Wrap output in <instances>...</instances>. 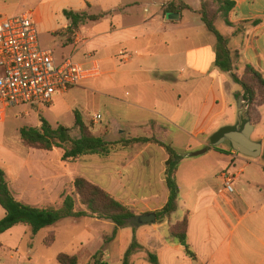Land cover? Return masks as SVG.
<instances>
[{
    "label": "crops",
    "instance_id": "1",
    "mask_svg": "<svg viewBox=\"0 0 264 264\" xmlns=\"http://www.w3.org/2000/svg\"><path fill=\"white\" fill-rule=\"evenodd\" d=\"M172 1L187 4L184 0H160L154 3L161 8L160 16L157 12L150 14L145 0L132 2L141 6L138 15L132 3L122 0L45 2L47 10L55 8L60 15L64 10L88 13L98 6L110 8L102 13L107 14L104 19L89 22L92 26L85 28L86 36L80 29L73 45L82 42L83 46L69 57L83 64L97 59L102 74L92 80H101V85L94 82L80 86L83 81L66 93L55 94L48 106L53 105L57 95L74 88L88 92L98 88L105 97L104 113H98L101 120L105 118L99 135L106 141L155 137L184 156L176 175L179 210L170 219H156L155 224L120 227L103 252L104 263L122 264L132 238L142 246L132 255V264H264V163L253 164L230 147L223 148L226 154L209 150L199 157L188 156L209 147L207 139L219 129L244 119V101L239 104L242 89L237 90L229 73L216 68V38L204 23L190 25L185 16L188 10L165 12ZM202 1L207 0H201L200 5ZM231 1L234 8L228 20L232 25L227 24V35L222 34L229 39L231 50L239 54L235 73L242 75L251 65L264 77V0ZM187 5L192 8L189 12L197 13L201 8ZM117 8L122 10L120 17L103 24ZM170 14H176L174 19L169 18ZM47 25L51 26L49 20ZM69 25L65 18L59 29L51 27L50 31H63ZM200 87L207 91L205 97L196 95ZM263 107L258 109L261 120L253 125L254 132L262 122ZM258 141L264 142V134ZM7 155L12 152L7 151ZM61 156L58 149H27L20 163L4 167L15 197L35 206L58 196V187L82 176L130 207L135 216L156 214L168 202L165 163L169 157L158 145L118 147L108 157H100L98 163L91 158L94 156H88L78 160L81 165L75 167L64 164ZM224 174L234 178L233 193L224 190ZM185 218L188 231L183 243L169 230ZM102 222L114 231L112 223Z\"/></svg>",
    "mask_w": 264,
    "mask_h": 264
},
{
    "label": "trees",
    "instance_id": "2",
    "mask_svg": "<svg viewBox=\"0 0 264 264\" xmlns=\"http://www.w3.org/2000/svg\"><path fill=\"white\" fill-rule=\"evenodd\" d=\"M233 8L234 3L231 0H207L202 1L201 8L197 13L207 30L216 38V68L222 73H229L233 81L240 86L243 92L244 118L249 119L252 125H256L261 120L258 109L264 104V77L251 65L246 66L242 75L235 73V60L238 59L239 54L231 50L229 39L217 28L220 17H223L226 24L232 25L228 17ZM185 10L192 11V8L182 1H172L165 8L166 13ZM63 15L70 25L65 30L54 33V35L59 36L61 34L65 38L64 47L66 48L74 44V39L86 22L100 21L107 16V14L90 15L73 10H64ZM67 58L69 57L63 56L60 61ZM74 113V127L79 133L77 137L72 136L70 128L63 125L53 127L43 116H40V128L24 127L20 130L22 145L27 149L48 152L58 149L62 153V162L77 161L88 156L108 157L118 147L132 148L138 144L158 145L167 152L169 157L165 163V181L169 189V199L163 209L156 212V216L158 220L170 219L179 210L180 190L176 175L184 156L176 152L171 145L160 142L155 137L130 138L108 142L103 136L93 133L89 124L85 122L78 111ZM226 143L231 148L230 144ZM211 149L220 153H227L221 146L204 147L190 152L188 156L199 157ZM261 158L264 160V152ZM73 187L74 194L79 196L85 209L76 207L77 203L73 194L66 195L59 208L29 205L15 197L10 188L9 174L4 167H0V207L5 212L4 218L0 220V235L17 226H25L31 229L33 235H37L40 231L64 219L95 218L110 222L115 226L111 236L106 239L111 242L116 238L118 229L135 216L130 207L119 202L104 189L82 176L75 177ZM169 231L171 236L184 242L188 231L187 219L185 218L183 221L170 226ZM55 240L56 234L51 232L45 244L50 245ZM3 249L4 246L0 242V251H4ZM141 249L142 246L134 240L127 249L122 264H132V255ZM103 256L104 253L98 252L94 256V264H106L103 262ZM57 262L58 264H80L77 256L66 253L58 255Z\"/></svg>",
    "mask_w": 264,
    "mask_h": 264
},
{
    "label": "rangeland",
    "instance_id": "3",
    "mask_svg": "<svg viewBox=\"0 0 264 264\" xmlns=\"http://www.w3.org/2000/svg\"><path fill=\"white\" fill-rule=\"evenodd\" d=\"M49 0H0V15L7 17H18L33 12L37 21V28L39 32V40L43 49L52 50L57 60L62 56L74 57V54L83 46L81 42L78 46H65V38L61 34L54 35L50 29H59L60 25L65 22L63 15L56 12L55 8L46 9L43 4ZM123 3H132L135 0H122ZM160 0H145L149 5L150 14L159 13L162 16L161 8L154 3ZM167 2L169 0H161ZM187 4L191 5L195 10L200 8L201 0H184ZM132 5L135 12L140 14V4ZM107 7V6H106ZM109 7V6H108ZM121 8V6H119ZM111 15L108 21H103L108 24L109 20L117 19L122 12L121 9ZM213 8V6H212ZM110 8H102V6L94 7L88 10V13L99 15L109 12ZM144 16V15H143ZM185 16L190 25L203 24L200 16L196 12H185ZM51 26L47 25V21ZM81 28V34L86 36V29L90 28L91 23ZM102 23H97L96 26H101ZM86 28V29H85ZM218 30L227 35V24L223 17L217 22ZM86 45V43H85ZM75 60H78L75 58ZM97 83L101 85V80H91L81 83L80 86L85 84ZM204 84V81L202 82ZM206 85V84H205ZM205 85H203L205 87ZM238 91L241 88L235 85ZM203 88L196 90L197 96L205 97L207 91ZM96 92H88L82 87L74 88L64 95H57L52 106L42 105L41 107H16L8 114V120L5 124L0 125V167L8 165H16L20 163L21 159L26 157L27 148H25L20 139V130L24 127H35L40 123L39 116H43L53 127L63 125L71 129L73 137L79 135L75 129V111H78L94 134L99 135V130L105 125L104 120H97L98 113H104L105 97L100 93L98 88ZM99 91V92H98ZM51 105V104H50ZM263 119L260 125L256 127V131L252 135L253 141L259 140V135L264 134V107L261 109ZM101 116V115H100ZM235 125V124H234ZM233 126V125H229ZM209 141V139H207ZM222 148L228 149L229 145L224 143ZM264 148V142H263ZM224 150V149H223ZM264 150V149H263ZM7 151L12 152V155H7ZM210 151L217 152L213 149ZM226 151V150H225ZM98 163L99 156L91 157ZM241 158L251 161L253 164L264 163V160L252 159L244 157ZM80 161L63 162L64 164L77 166ZM61 164V163H60ZM74 182V181H73ZM73 182H69L64 187H58V196L49 197L48 200L38 202L37 207H54L59 208L66 195L73 194L76 200V207L78 209H85L81 204L79 196L74 194ZM11 188V186H10ZM12 190V188H11ZM13 191V190H12ZM14 193V192H13ZM4 211L0 207V219L2 220ZM97 222L95 218H82V219H64L58 223L40 231L37 235H33L31 229L24 228L23 226L16 227L0 236V242L7 247L4 251H0V264H58L57 257L62 253L75 255L79 259L80 264H94V256L101 252L103 253L110 241H107L112 232V227L105 225L102 221ZM108 224H111L110 222ZM23 233L19 235L22 230ZM51 232H55L56 240L50 245H46ZM132 244V238L130 239ZM130 244V245H131Z\"/></svg>",
    "mask_w": 264,
    "mask_h": 264
},
{
    "label": "built area",
    "instance_id": "4",
    "mask_svg": "<svg viewBox=\"0 0 264 264\" xmlns=\"http://www.w3.org/2000/svg\"><path fill=\"white\" fill-rule=\"evenodd\" d=\"M101 74L95 58L85 64L71 58L60 61L52 50L43 49L33 12L18 17L0 15V124L15 107L50 105L55 94ZM233 181L224 174L226 192H234Z\"/></svg>",
    "mask_w": 264,
    "mask_h": 264
},
{
    "label": "water",
    "instance_id": "5",
    "mask_svg": "<svg viewBox=\"0 0 264 264\" xmlns=\"http://www.w3.org/2000/svg\"><path fill=\"white\" fill-rule=\"evenodd\" d=\"M174 15L170 14L169 18L174 19ZM243 98L239 99L241 105ZM254 133V126L249 119H242L241 122L233 125L226 126L219 129L209 139V147H218L228 142L233 150L239 154L258 159L263 154L262 141H253L252 135ZM156 214H146L142 216H134L124 226H143L156 223ZM185 243V242H183Z\"/></svg>",
    "mask_w": 264,
    "mask_h": 264
}]
</instances>
